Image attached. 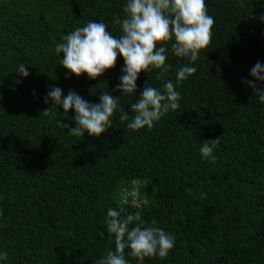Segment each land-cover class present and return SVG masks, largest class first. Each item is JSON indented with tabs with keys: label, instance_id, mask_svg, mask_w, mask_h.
Returning <instances> with one entry per match:
<instances>
[{
	"label": "trees",
	"instance_id": "trees-1",
	"mask_svg": "<svg viewBox=\"0 0 264 264\" xmlns=\"http://www.w3.org/2000/svg\"><path fill=\"white\" fill-rule=\"evenodd\" d=\"M126 2L0 0V252L8 253L0 264H96L115 251L109 208L122 217L139 212L145 225L175 235L166 258L143 264H264V103L244 83L254 81L257 61L264 64V0H205L212 41L192 65L196 73L177 84L180 108L151 129L133 131L114 112L98 138L69 135L57 121L76 127L74 109L65 116L44 102L47 93L59 87L63 98L74 90L89 103L106 91L119 97L124 60L118 55L95 80L76 77L55 45L89 21H103L118 37L114 17L124 18ZM171 43L167 76L141 72L133 96L120 98L130 117L145 84L162 90L190 63ZM20 64L27 77L16 72ZM216 138L210 163L199 149ZM133 189L135 203L120 204ZM129 252L128 264H140Z\"/></svg>",
	"mask_w": 264,
	"mask_h": 264
},
{
	"label": "clouds",
	"instance_id": "clouds-1",
	"mask_svg": "<svg viewBox=\"0 0 264 264\" xmlns=\"http://www.w3.org/2000/svg\"><path fill=\"white\" fill-rule=\"evenodd\" d=\"M243 8L245 5L240 4ZM124 18L114 17L120 26L121 35L118 37L107 30L103 22L89 21L83 27H77L64 35L61 42L55 45L57 54L63 53L61 65L69 73L80 77L87 74L89 79H97L107 70L113 69L118 55L124 60L122 74L119 77L115 91L121 96H114L111 92H102L99 103H89L74 90L62 98V89L52 88L46 95L44 102L51 99L53 106H62L65 116L74 109L73 117L76 127L57 121L62 129H68V134L83 136L85 131L90 136L99 137L112 127L114 112L120 113L122 121L131 120L127 127L137 131L147 127L151 129L156 122L170 110L175 112L180 108L182 96L177 91V84L187 80L196 73L192 65L199 59L202 50L208 48L212 41L214 18L208 14L205 0H127L123 7ZM259 19L264 22V14ZM171 43V50L176 57L188 58L190 63L184 64L176 72V83L165 79L162 90L152 86L143 87L138 99L131 103L129 113L120 107L122 96H133L137 90V80L141 72L149 74L158 70L157 79H164L171 69L166 63L167 45ZM22 77L29 75L26 66L20 64L17 71ZM254 81H244L253 93L264 103V64L259 61L250 70ZM20 83V81H15ZM45 109L41 115H48ZM221 138L206 140L201 143L202 158L215 163L217 157L214 149ZM126 192H133L132 196L124 198ZM191 193V190H189ZM120 204L135 203L136 191L126 190ZM201 197L205 194L201 193ZM124 198V200H123ZM110 237L114 234L115 251L109 250L96 264H128L125 250L130 249L128 255L143 264L146 257L159 256L166 258L174 248L175 235L166 233L154 225H145L141 214L121 213L109 208L105 221ZM130 225H133L130 227ZM8 258L7 251L0 252V260Z\"/></svg>",
	"mask_w": 264,
	"mask_h": 264
},
{
	"label": "built area",
	"instance_id": "built-area-1",
	"mask_svg": "<svg viewBox=\"0 0 264 264\" xmlns=\"http://www.w3.org/2000/svg\"><path fill=\"white\" fill-rule=\"evenodd\" d=\"M133 195V192H126L125 194H124V198L125 197H130V196H132ZM124 198H123V200H124Z\"/></svg>",
	"mask_w": 264,
	"mask_h": 264
}]
</instances>
